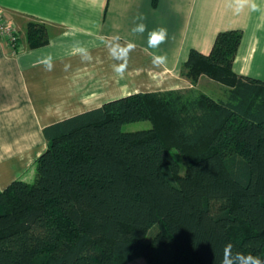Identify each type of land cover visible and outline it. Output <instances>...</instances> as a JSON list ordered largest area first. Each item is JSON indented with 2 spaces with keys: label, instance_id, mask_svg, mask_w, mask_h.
Returning a JSON list of instances; mask_svg holds the SVG:
<instances>
[{
  "label": "trees",
  "instance_id": "16d2710c",
  "mask_svg": "<svg viewBox=\"0 0 264 264\" xmlns=\"http://www.w3.org/2000/svg\"><path fill=\"white\" fill-rule=\"evenodd\" d=\"M242 38L225 30L210 53L192 49L191 87L46 126L34 181L0 191V264H220L228 242L264 259V81L234 70ZM49 40L45 23H27L30 48Z\"/></svg>",
  "mask_w": 264,
  "mask_h": 264
},
{
  "label": "crops",
  "instance_id": "0c3cea01",
  "mask_svg": "<svg viewBox=\"0 0 264 264\" xmlns=\"http://www.w3.org/2000/svg\"><path fill=\"white\" fill-rule=\"evenodd\" d=\"M0 12L21 25L17 49L0 37V191L32 181L46 126L133 93L191 87L182 64L192 49L210 53L221 31H243L234 70L264 81V0L243 9L230 0H0ZM139 17L148 31L167 29L158 49L148 31H132ZM30 20L48 26V44L27 45Z\"/></svg>",
  "mask_w": 264,
  "mask_h": 264
},
{
  "label": "clouds",
  "instance_id": "9594fccd",
  "mask_svg": "<svg viewBox=\"0 0 264 264\" xmlns=\"http://www.w3.org/2000/svg\"><path fill=\"white\" fill-rule=\"evenodd\" d=\"M230 5L235 9H243L245 7L252 6V0H230ZM144 17H139V22L135 24L132 31L134 33L144 34L147 30V25L143 22ZM167 29L164 27H158L148 31V44L153 49H158L159 46L164 43L167 39ZM129 50L134 49L135 45L133 42H129L127 45ZM82 51V49H77ZM166 56L154 55L153 61L164 63L166 62ZM45 64L51 67V58L49 57ZM115 70L119 72L118 66H114ZM220 264H264V259H261L259 255L252 254L251 252L245 253L235 248V246L228 242L226 243L221 251Z\"/></svg>",
  "mask_w": 264,
  "mask_h": 264
},
{
  "label": "rangeland",
  "instance_id": "374dc122",
  "mask_svg": "<svg viewBox=\"0 0 264 264\" xmlns=\"http://www.w3.org/2000/svg\"><path fill=\"white\" fill-rule=\"evenodd\" d=\"M0 17L2 18V19H4V17H3V13L2 12H0ZM6 21H8V20H6ZM9 22H11V23H14L16 26H17V28L19 29L20 27H21V25L18 23V22H16V21H9ZM20 30V29H19ZM185 79H187V78H185ZM187 81L189 82V83H191L188 79H187ZM192 84V83H191ZM199 84H201L200 85V88L202 89V90H204L205 92H211V88L209 87V85L210 86H214V82H212V80H210V79H208V78H205V77H202L201 79H200V82H199ZM216 85V84H215ZM216 87V86H215ZM151 127V123H150V121H147V120H143V121H136V122H131V123H127V124H125L124 126H123V130H126V131H136V130H141V129H146V128H150ZM175 154H176V156L181 160V162H182V165H183V172H184V170H185V166H184V161H183V159L181 158V156L179 155V152L177 151V150H175ZM33 181H34V178L32 179ZM32 182V181H31ZM144 262V259L143 258H134V259H132V260H130L129 262H127V264H142Z\"/></svg>",
  "mask_w": 264,
  "mask_h": 264
},
{
  "label": "built area",
  "instance_id": "2783aa9c",
  "mask_svg": "<svg viewBox=\"0 0 264 264\" xmlns=\"http://www.w3.org/2000/svg\"><path fill=\"white\" fill-rule=\"evenodd\" d=\"M20 31L14 23L6 21L0 17V37L11 44L15 49H17V43L20 39Z\"/></svg>",
  "mask_w": 264,
  "mask_h": 264
}]
</instances>
